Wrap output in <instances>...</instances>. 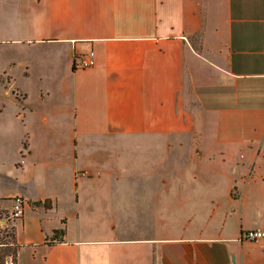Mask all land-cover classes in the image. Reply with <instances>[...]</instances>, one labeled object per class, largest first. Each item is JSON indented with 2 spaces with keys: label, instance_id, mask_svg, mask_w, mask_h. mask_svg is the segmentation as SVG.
Here are the masks:
<instances>
[{
  "label": "crops",
  "instance_id": "1",
  "mask_svg": "<svg viewBox=\"0 0 264 264\" xmlns=\"http://www.w3.org/2000/svg\"><path fill=\"white\" fill-rule=\"evenodd\" d=\"M1 43L19 264H264V0H0Z\"/></svg>",
  "mask_w": 264,
  "mask_h": 264
},
{
  "label": "rangeland",
  "instance_id": "2",
  "mask_svg": "<svg viewBox=\"0 0 264 264\" xmlns=\"http://www.w3.org/2000/svg\"><path fill=\"white\" fill-rule=\"evenodd\" d=\"M22 55L23 54L18 49H16L15 45H13V44H2V43L0 44V63H4V65L8 64L9 61H11L12 59L20 57ZM17 143H15L13 146H6V147L1 146L0 147L2 169L3 170H10L12 172V175L9 173H7V174L11 175L13 177L24 176V174L20 170V166L15 163L14 157H13L14 152L17 151ZM25 144H26V142H24V145ZM12 161L14 163H11ZM24 173L27 174L26 172H24ZM3 181H6L5 177H3ZM3 181L1 183L5 187H7V184ZM12 201H13V198L11 201L0 202V209H2V211H3L2 218L0 216V224H1V227L3 229H7V230L10 229L11 225L15 224L14 220H12V219L8 220L7 219L8 208L10 207V205H12ZM27 206H28V203L24 206V208H26ZM145 230L148 233H150L152 231L148 227ZM17 238H18V234H17ZM27 256H28V254L25 250L23 258H25Z\"/></svg>",
  "mask_w": 264,
  "mask_h": 264
},
{
  "label": "trees",
  "instance_id": "3",
  "mask_svg": "<svg viewBox=\"0 0 264 264\" xmlns=\"http://www.w3.org/2000/svg\"><path fill=\"white\" fill-rule=\"evenodd\" d=\"M31 202V201H30ZM33 206L41 205V201L31 202ZM45 206H49L48 201L44 202ZM2 209H0V216L2 218ZM16 221L18 218H11ZM10 220V219H9ZM65 234V228L55 229L52 236L48 239L50 243L62 241ZM22 244L17 238V227L15 224L11 225L10 229H3L0 224V264H19V251Z\"/></svg>",
  "mask_w": 264,
  "mask_h": 264
},
{
  "label": "built area",
  "instance_id": "4",
  "mask_svg": "<svg viewBox=\"0 0 264 264\" xmlns=\"http://www.w3.org/2000/svg\"><path fill=\"white\" fill-rule=\"evenodd\" d=\"M95 64L94 52L90 51L86 54L77 55L75 57V66L78 67H91ZM28 200L23 196H16L13 198L12 205L8 208L7 219L20 218L24 213V206ZM242 239L259 240L264 238V229H248L242 233Z\"/></svg>",
  "mask_w": 264,
  "mask_h": 264
}]
</instances>
